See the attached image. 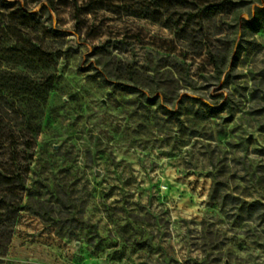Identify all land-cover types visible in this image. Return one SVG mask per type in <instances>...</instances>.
<instances>
[{"label":"rangeland","instance_id":"obj_1","mask_svg":"<svg viewBox=\"0 0 264 264\" xmlns=\"http://www.w3.org/2000/svg\"><path fill=\"white\" fill-rule=\"evenodd\" d=\"M6 1L0 264H264V0Z\"/></svg>","mask_w":264,"mask_h":264},{"label":"trees","instance_id":"obj_2","mask_svg":"<svg viewBox=\"0 0 264 264\" xmlns=\"http://www.w3.org/2000/svg\"><path fill=\"white\" fill-rule=\"evenodd\" d=\"M5 4H9L6 0H1ZM180 5L188 6L190 8L196 9L199 14V19H203V14H212L215 11H220L222 9V5L224 4L223 0H175ZM76 8V12L79 13L82 10H88L91 8H94L97 4V0H91L83 5H79L78 0H73ZM163 0H153L151 4L148 5H141L139 6V9H135L132 11L131 14L145 17V18H153L154 21L162 22L161 19V10H164ZM226 3V2H225ZM155 6L157 11H151V7ZM140 10V11H138ZM195 16V15H194ZM187 20H190L187 19ZM167 27L170 29L176 28L177 32L182 31L183 27H179L178 21L175 23L176 27H173L172 25H168L165 23ZM255 30H257V27H255ZM44 51L40 47H36L34 49V55L38 56L39 58L44 55ZM0 55L1 54L0 52ZM5 55V54H4ZM52 79H48L44 83H40L32 79L31 77L23 74V73H13V74H6L4 72L0 73V89L1 90H9V91H15V97H21V96H33L36 97L37 100H43L45 98V94L47 92V89L49 88V85L51 84Z\"/></svg>","mask_w":264,"mask_h":264}]
</instances>
